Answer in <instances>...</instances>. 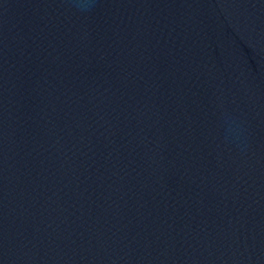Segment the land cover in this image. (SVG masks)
I'll use <instances>...</instances> for the list:
<instances>
[{
    "label": "water",
    "instance_id": "95a60500",
    "mask_svg": "<svg viewBox=\"0 0 264 264\" xmlns=\"http://www.w3.org/2000/svg\"><path fill=\"white\" fill-rule=\"evenodd\" d=\"M0 264H264V0H0Z\"/></svg>",
    "mask_w": 264,
    "mask_h": 264
}]
</instances>
